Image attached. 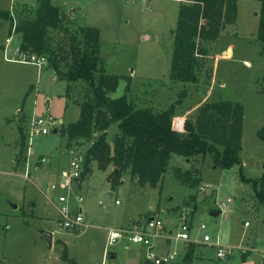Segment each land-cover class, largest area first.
<instances>
[{
  "label": "rangeland",
  "instance_id": "rangeland-1",
  "mask_svg": "<svg viewBox=\"0 0 264 264\" xmlns=\"http://www.w3.org/2000/svg\"><path fill=\"white\" fill-rule=\"evenodd\" d=\"M37 2L0 0V9L10 7L8 11L19 21L21 16H34ZM52 4L66 12L62 24L71 34L81 27L101 31L102 66L107 73L124 77L111 97L125 93L127 78L130 89L126 96L137 109H168L185 93L176 105L174 120L193 118L200 106L215 100L240 102L244 106L242 174L249 179L264 176V143L257 137V131L264 126V57L256 39L261 10L258 1L237 0L235 23L227 25L217 40L207 44L209 56L202 62L194 85L169 80L172 33L180 5L175 0H147L145 4L140 0H52ZM7 30L8 23L0 20V264H70L62 259L63 244L68 258L77 264H139L142 256L131 251H138V247L125 242L109 248L108 252L116 253V257L108 258L103 252L107 231L150 217L161 218L173 236L184 217L191 241L199 243L209 235L215 242L218 236L222 246L234 249L232 255L220 260L217 248L197 243L199 257L193 264H262L264 205L258 202L251 184L241 179L238 165L223 170L213 165L209 156L190 160L172 155L159 188L140 187L127 175L113 188L107 179L113 166L102 172L93 163L79 191L69 184L70 180L63 184L61 177L71 171L75 158L83 164L86 150L97 135L91 141L69 143L59 130L34 138L29 175L24 179L28 145L21 147L20 143L23 116L35 110L40 116L61 120L65 128L77 120L80 108L75 103L82 101L87 85L71 83L66 95L67 82L47 64L39 70L30 64L6 61L3 52L7 38L11 39L9 57L17 58L14 49L20 48L19 36L9 37ZM65 34L61 29L53 31V36L50 33L54 47L63 49L69 39ZM29 89L24 110L19 112ZM118 133L116 124L107 130L111 146ZM177 167L198 175L199 187L190 189L177 182L171 172ZM78 196L83 198L81 205ZM59 197L82 207L84 226L65 230L59 225L55 207ZM216 211L220 214L213 216ZM201 224L205 229H200ZM41 232L52 233L51 246ZM158 243L163 252L162 238ZM240 245L249 248V260L240 256Z\"/></svg>",
  "mask_w": 264,
  "mask_h": 264
},
{
  "label": "trees",
  "instance_id": "trees-1",
  "mask_svg": "<svg viewBox=\"0 0 264 264\" xmlns=\"http://www.w3.org/2000/svg\"><path fill=\"white\" fill-rule=\"evenodd\" d=\"M256 1L261 7L256 39L261 45L260 54L264 57V0ZM236 3L237 0L179 3L170 59L169 80L172 83L194 85L198 82L202 62L210 52L207 44L217 40L227 25L235 23L238 12ZM34 12L33 17L21 16L18 21L8 10L0 9V20L8 23L9 37L19 36L20 50L44 57L47 67L67 82L66 95L71 83L84 82L87 85L82 101L75 103L80 108L77 120L61 129H66L63 135H66L69 143L91 141L97 135L83 158L82 181L92 172V164L95 163L102 172L113 166V171L107 176L113 188L121 184L123 175L136 180L140 187L159 188L164 174L169 170L172 155L190 160L196 156H209L213 165L223 170L240 166L241 179L251 184L258 202L264 205V176L249 179L241 170L244 106L240 102L215 100L200 106L193 118L178 120H174L176 105L185 93L168 109L157 112L150 108L137 109L126 96L130 89L128 78L125 93L117 98L110 96L116 92L119 81L124 77L109 74L102 66L100 30L81 27L71 34L67 25L62 24L64 13L52 4V0H38ZM60 29L67 33L65 35L70 41L63 49L54 47L51 37L53 31ZM29 93L30 89L19 112L24 110ZM27 119L26 114L19 128L21 147L27 145ZM113 124L118 126L119 133L111 146L107 141V130ZM257 137L264 143V126L257 131ZM171 172L177 182L190 189H197L201 183L200 177L190 170L177 167ZM190 197L192 201L195 200V195ZM63 246L62 259L77 264L68 258ZM195 246L189 243L186 253L174 264H192ZM247 256H243V260ZM143 264L150 263L144 260Z\"/></svg>",
  "mask_w": 264,
  "mask_h": 264
},
{
  "label": "built area",
  "instance_id": "built-area-1",
  "mask_svg": "<svg viewBox=\"0 0 264 264\" xmlns=\"http://www.w3.org/2000/svg\"><path fill=\"white\" fill-rule=\"evenodd\" d=\"M134 1V0H130ZM147 0H140L141 4H145ZM11 43V39L7 38L6 46L4 48L3 56L6 61L20 63L23 65L30 64L42 70L45 67L46 59L44 57H39L36 54L29 52H23L20 48H15V56L17 58H12L8 56V47ZM28 114V119L26 120V130H27V155L25 163L24 179H28L29 169L31 166L30 155L32 154L31 146L33 145V140L35 137L47 136L51 131L61 130L64 123L61 120H55L51 116L43 117L40 116L35 110ZM75 162L69 173L64 174V179L69 184H74L75 179H80V174L83 171V164L78 158L74 159ZM54 189V185L52 186ZM82 201V198H79ZM229 202V201H228ZM118 204V202H116ZM227 207V206H225ZM57 216H59V225L65 229H79L84 226V215H82L81 209L79 211H74L69 203V199L65 197H59L58 204L56 206ZM184 215V214H183ZM178 226V233L174 237L176 245L171 248L168 252L158 254L155 247V241L164 237V223L162 219L158 217H150L145 221H135L133 224L123 227L120 229L110 228L107 231V238L105 241L104 251L105 254H109V248L115 247L118 243H127L130 245L138 246L144 251V260L150 264H174L180 260L183 256L184 251L179 250L177 244L181 242L182 244L192 243L190 239V227L187 220L183 217L180 219ZM247 226V224H245ZM200 229H205V225L201 224ZM212 239L209 235H204L201 239V243L207 244L211 247L217 248V258L223 260L228 256L233 254L234 249L229 246H222L219 243L218 236L215 242H211ZM197 241H194L195 243ZM187 246V245H186ZM185 246V247H186ZM238 251L241 255H246L249 252V248L238 246ZM248 255V254H247Z\"/></svg>",
  "mask_w": 264,
  "mask_h": 264
},
{
  "label": "crops",
  "instance_id": "crops-1",
  "mask_svg": "<svg viewBox=\"0 0 264 264\" xmlns=\"http://www.w3.org/2000/svg\"><path fill=\"white\" fill-rule=\"evenodd\" d=\"M177 3H181V2H179L178 0H175ZM183 3H185L184 1H182ZM55 6V5H54ZM58 7V6H57ZM59 8V7H58ZM10 9V7H7L6 9H5V11L6 10H9ZM60 12H63V13H66V12H64L63 10L61 11L60 10ZM74 12V11H73ZM70 16V15H69ZM174 33V32H173ZM3 45V44H2ZM101 51V50H100ZM46 103H47V101H46ZM28 115V114H27ZM61 131V130H60ZM53 132V131H52ZM59 132V131H58ZM57 132V133H58ZM91 145V144H90ZM90 147V146H89ZM88 147V148H89ZM33 152V151H32ZM107 171V170H106ZM106 171H104V172H106ZM128 176V175H127ZM86 177L87 176H85V179L81 182V187L79 188L78 186H77V184H76V182L74 183V184H70V185H75V187L77 186L78 188H79V191H81L82 190V187H83V185H84V183H85V180H86ZM65 177H64V175L61 177V179H62V183L63 184H65L67 181H66V179H64ZM81 179V178H80ZM27 180V179H26ZM70 183V182H69ZM122 183V182H121ZM137 183V182H136ZM108 195L112 198L113 197V194L110 192V193H108ZM79 198H82V196L80 197V196H78V200H79ZM83 202V198H82V201H78V203L81 205V203ZM116 202H118V201H115V205H120L119 204V202H118V204H116ZM69 203H70V206H71V208L74 210V211H79L80 209H81V212H82V215H83V209H82V207L79 205H77V204H74L73 202L71 203V200H69ZM35 206V204L33 203L32 205H31V209H32V207H34ZM57 205H55V207H56ZM13 208L14 209H16L17 208V206H13ZM89 216V215H88ZM88 218V217H87ZM245 226V225H244ZM164 232H165V234H164V237H162V242H163V247H164V250H163V252L162 251H160V244L158 243V240H160V239H157L156 241H155V247H156V251H157V253L158 254H161V253H165V252H168L170 249H171V247L173 246V245H176V242L174 241V240H172V239H174V237L177 235V234H175V236H173V234H172V232H170V231H167V229H166V226H164ZM108 234V233H107ZM53 240V239H52ZM193 243V242H192ZM198 242H195L194 244H197ZM198 244H203V243H201V242H199ZM179 245H181V247L179 248V250H183L184 251V254L186 253V248H187V246L186 245H188V244H185V248H183L182 249V243L181 242H179L178 244H177V246H179ZM204 245H206L207 246V244H204ZM240 246H242V245H240ZM138 247V246H137ZM196 247V246H195ZM243 247V246H242ZM104 251V250H103ZM131 251H133V252H135L136 254L138 253V254H140L141 256H142V261H140V263L139 264H143V262H144V251L140 248V247H138V251H136V250H131ZM240 256H241V254H240ZM116 257V253H114V258ZM199 257V256H198ZM197 257V255H196V250H195V256H194V259L195 258H198ZM241 257H243V256H241ZM250 257H251V255H248L247 257H246V259L245 260H249L250 259ZM111 259H113V258H111ZM244 260V261H245ZM194 261V260H193ZM102 264V263H101ZM192 264H193V262H192ZM262 264H264V261L262 262Z\"/></svg>",
  "mask_w": 264,
  "mask_h": 264
},
{
  "label": "water",
  "instance_id": "water-1",
  "mask_svg": "<svg viewBox=\"0 0 264 264\" xmlns=\"http://www.w3.org/2000/svg\"><path fill=\"white\" fill-rule=\"evenodd\" d=\"M71 16H73L74 15V12L73 11H71V14H70ZM172 35H173V33H172ZM58 131L57 130H54L53 131V133H57ZM63 132V134L66 132V129L65 130H63L62 131ZM75 182H76V184H77V186L80 188L81 187V179H75ZM137 182V181H136ZM218 214H220V212L219 211H216V213H213V216H216V215H218ZM44 236H45V238H46V241L48 242V245H52V239H53V235H52V233H45V232H41ZM108 258H114V253H109L108 254Z\"/></svg>",
  "mask_w": 264,
  "mask_h": 264
},
{
  "label": "bare ground",
  "instance_id": "bare-ground-1",
  "mask_svg": "<svg viewBox=\"0 0 264 264\" xmlns=\"http://www.w3.org/2000/svg\"><path fill=\"white\" fill-rule=\"evenodd\" d=\"M181 1V0H180Z\"/></svg>",
  "mask_w": 264,
  "mask_h": 264
}]
</instances>
